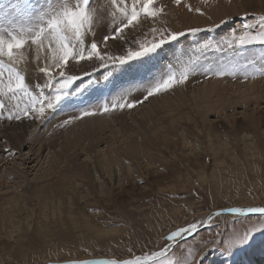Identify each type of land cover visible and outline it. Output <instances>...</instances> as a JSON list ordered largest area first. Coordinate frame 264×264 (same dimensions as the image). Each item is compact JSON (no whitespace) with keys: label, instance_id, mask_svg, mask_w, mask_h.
I'll return each mask as SVG.
<instances>
[{"label":"rangeland","instance_id":"obj_1","mask_svg":"<svg viewBox=\"0 0 264 264\" xmlns=\"http://www.w3.org/2000/svg\"><path fill=\"white\" fill-rule=\"evenodd\" d=\"M4 1L0 16L5 18L9 11ZM132 2L90 0L98 43L122 21ZM16 4L13 20L0 24L32 26L24 19L14 23L20 15ZM188 5L205 14L189 11ZM153 7L164 11L154 18L141 16L121 37L100 44L101 54L126 55L129 48L158 41L162 33L186 35L120 67L101 68L95 58L69 61L65 75L80 80L46 119L0 118V264L135 258L165 248L173 264H188L193 257L197 264H258L264 257V231L256 230L264 229V216L230 211L264 207V77L245 80L241 67L264 63V46L236 55L224 43L231 32L242 31L246 17L247 23L259 25L264 6L244 0H181L180 5L156 0ZM191 28L205 31L192 35ZM205 44L213 47L205 49ZM28 55L37 61L35 48ZM44 57L41 49L39 63H45ZM190 62L196 71L178 88L131 109L56 127L126 91L129 100L141 99L169 65L180 71ZM18 66L5 60L0 70L6 76L10 67L21 71ZM232 66L235 76L213 74ZM24 75L29 85L43 82L39 71L33 80ZM209 83L220 84L212 89ZM193 222L199 225L196 233L167 241L171 232ZM250 231L247 245L226 251L231 240Z\"/></svg>","mask_w":264,"mask_h":264},{"label":"snow or ice","instance_id":"obj_2","mask_svg":"<svg viewBox=\"0 0 264 264\" xmlns=\"http://www.w3.org/2000/svg\"><path fill=\"white\" fill-rule=\"evenodd\" d=\"M174 2L176 5L181 4V0H174ZM155 3L156 0H133L130 10L125 9L123 11L122 21L111 33L104 35L98 43L95 40L96 29L94 27L97 23V16L90 6V0H44L43 5L34 13L30 7V0H17L15 6L17 13L21 14L26 22L31 21L32 26L17 27L10 25L5 27L4 24H0V69L4 68L5 60L9 62L19 60L35 48L38 61L36 67L43 74V82L29 85L22 71L17 70L15 67H10L6 76L0 70V118H5L8 121H21L24 119L42 121L46 119V113L49 110L54 111L68 98L71 92L75 90L73 86L80 80L77 75H65L64 69L68 67L69 61L74 60L79 64L81 61H92L95 58L96 61L100 62L99 66L101 68L120 67L156 54L165 44L184 37L186 35L184 31L168 32L166 35L162 33L158 41L148 44L142 43L137 50L129 48L126 55L105 58L101 54L100 44H107L109 40L114 41L121 37L126 29L138 24L141 16L154 18L161 15L164 9L162 7L154 8ZM187 7L189 11H195L199 15L205 14L200 8L193 9L191 5ZM258 19L260 21L259 25H253L246 22V17L245 22L242 23V31L239 34L236 31L231 32L230 36L224 41L233 49L236 55H243V50L252 46H264V16H260ZM222 23H227V21H222ZM253 29L256 30L253 31ZM201 31H205V29H189V33L192 35H196ZM209 47L213 46L203 45L205 49ZM215 47L217 51L221 50L218 45ZM41 49L45 52V60H47V54H51L50 64L39 63ZM262 60H264V57H262ZM24 63H28L26 58ZM241 67L245 69L243 75L245 80L264 77V63L257 67L255 62H250L243 64ZM194 71H196L194 62H190L180 71L174 70L169 65L167 73L149 86L141 99L129 100L127 95L116 97L110 102L105 101L98 108L82 109L78 116L65 119L56 127L63 128L72 124L75 119H83L84 117L100 113H111L117 110L122 111L125 108H134L148 100L149 97L169 92L184 85ZM236 72V67L232 66L231 68L217 70L213 74L224 77L226 75L235 76ZM107 78L106 76L105 79ZM83 91L84 89L81 88L80 92ZM4 98H7V103ZM13 100H16L17 103L11 104ZM230 211L241 215L255 213L264 216V207H249L247 209L237 207L230 209ZM220 214L217 213V215ZM198 228L199 225L193 222L189 226L171 232L166 239L169 242L177 241L196 233ZM256 230L264 231V229ZM251 238L252 232H246L242 237L231 240L226 251L230 254L233 247H243L249 243ZM168 251L169 249L165 248L156 251L151 256L140 255L135 258L73 261L72 264H173L172 261L166 258ZM188 264H197L196 258L190 259Z\"/></svg>","mask_w":264,"mask_h":264},{"label":"bare ground","instance_id":"obj_3","mask_svg":"<svg viewBox=\"0 0 264 264\" xmlns=\"http://www.w3.org/2000/svg\"><path fill=\"white\" fill-rule=\"evenodd\" d=\"M15 1H17V0H6V1H4L3 2V4H6V6H7V8H8V11H9V14H8V16H5V18L3 17V16H0L1 18H0V22H3L6 18H9L10 20H13V10H12V8L14 7L13 5H14V2ZM97 1V3L98 2H100L101 3V0H96ZM233 2H235V3H239V0H232ZM246 3H248V4H252V5H255V6H257V5H263L264 6V0H244ZM34 3V6L31 8L32 9V11H33V13L35 12V10H37V9H39L42 5H43V3H44V0H30V3ZM99 3V4H100ZM2 4V5H3ZM102 6V5H101ZM104 7H107V6H104ZM15 10V9H14ZM99 11V10H98ZM99 14V13H98ZM15 16V15H14ZM99 16V15H98ZM108 16H109V14H108ZM103 17H104V15H103ZM102 17V22H104L105 20V17L103 18ZM111 18V17H110ZM22 19H24L23 18V16L20 14V15H18V16H15V22L14 23H17V22H19L20 20H22ZM98 19H100V18H98ZM112 19V18H111ZM25 21V20H24ZM99 21H101V20H99ZM106 22V21H105ZM111 21H109V23H110ZM108 23V24H109ZM13 25V24H12ZM104 26V25H103ZM105 27V26H104ZM46 43V42H45ZM262 51V50H261ZM259 53H261V52H259ZM29 54V53H28ZM44 54V53H43ZM248 54V53H247ZM27 55V53L25 54V56L24 57H21L19 60H15V61H17V63H18V67L21 69V71L24 73V74H28V77H29V79H31V80H33V76L36 74V73H38V70H37V67H36V65H37V61H35V59L31 56V55H28V56H26ZM25 58L28 60V63L27 64H25L24 63V60H25ZM51 58H49L48 56H47V60H45L44 62L45 63H48V64H50V62H49V60H50ZM251 59H252V57H251ZM246 60V59H245ZM20 61H23L22 63H20ZM230 61V60H229ZM20 63V64H19ZM96 63H98V62H96ZM240 64V63H239ZM89 65V64H88ZM202 66V65H201ZM204 66V65H203ZM202 66V67H203ZM216 66V65H215ZM86 68V67H85ZM152 72V71H151ZM150 72V73H151ZM151 75V77H152V74H150ZM39 76V75H38ZM150 77V76H149ZM148 77V78H149ZM30 80V81H31ZM152 80V79H151ZM200 80V79H199ZM148 81V80H147ZM40 82V81H39ZM155 82V81H154ZM133 83H135V81H130L129 82V85L131 84L132 86H133ZM220 83H209L208 85H211L210 86V88H212V89H214V88H216L217 87V85H219ZM222 84V83H221ZM130 85V86H131ZM135 86V85H134ZM256 85H249V87L250 88H256L255 87ZM134 88V87H133ZM136 88V87H135ZM145 91V90H144ZM203 91H205V90H203ZM126 92H128V91H126ZM126 92H124L125 93V95H126ZM135 94V93H134ZM127 96H128V94H127ZM92 102V101H91ZM92 104V103H91ZM142 111V110H141ZM103 118V117H102ZM101 118V120H105V118H103L102 119ZM99 122H100V120H99ZM106 124V121L105 122H101L100 123V126L102 127V126H104ZM39 187V186H38ZM43 187V186H42ZM44 189V187L41 189V190H43ZM9 190L10 189H6V192H9ZM6 192L3 194V195H5L6 194ZM8 194V193H7ZM246 214H250V213H246ZM250 260V259H249ZM257 261V263L258 264H264V257L263 258H261V259H257L256 260ZM238 264V263H237Z\"/></svg>","mask_w":264,"mask_h":264}]
</instances>
